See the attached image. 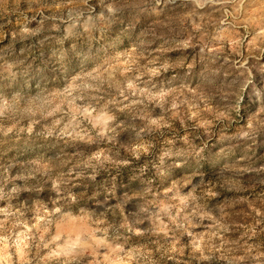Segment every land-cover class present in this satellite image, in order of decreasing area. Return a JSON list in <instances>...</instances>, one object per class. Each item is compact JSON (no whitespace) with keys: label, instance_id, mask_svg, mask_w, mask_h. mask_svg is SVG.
<instances>
[{"label":"rangeland","instance_id":"rangeland-1","mask_svg":"<svg viewBox=\"0 0 264 264\" xmlns=\"http://www.w3.org/2000/svg\"><path fill=\"white\" fill-rule=\"evenodd\" d=\"M0 264H264V0H0Z\"/></svg>","mask_w":264,"mask_h":264}]
</instances>
